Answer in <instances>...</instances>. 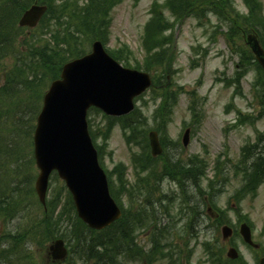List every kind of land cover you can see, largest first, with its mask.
I'll list each match as a JSON object with an SVG mask.
<instances>
[{
    "label": "rangeland",
    "instance_id": "rangeland-1",
    "mask_svg": "<svg viewBox=\"0 0 264 264\" xmlns=\"http://www.w3.org/2000/svg\"><path fill=\"white\" fill-rule=\"evenodd\" d=\"M79 1L82 5L86 2L85 0ZM153 1L154 0H140L135 3L133 0H122L121 3L114 6L110 12L112 22L110 23V38L108 46L113 47L118 46L120 43H127L138 57H141V54L139 53L141 34L143 33V24L150 16V8L162 12L161 19H164L166 25L178 24L175 28V33L172 35V41L165 44V50L168 53L171 51V55L173 54L174 57L177 56L174 64L176 72L172 74L170 78L176 83L183 85L184 90L182 92H180L179 89L175 90L177 103L174 106L170 105V108L167 110L170 119L162 125V129L169 138L178 141L182 148L181 138L184 131V123H192V126H190L191 132L187 146L183 147V152L181 153L179 152L181 150L180 147L176 146L174 150H177L174 151V153L176 155H182L183 159H187L194 154L199 155V157L204 156V160L209 159L211 161V163L209 162V176L214 172L212 170L213 160L220 156L219 174L222 176L227 175L228 180L223 185V190L216 196L215 202L218 207L226 208L228 217H230L234 224L237 220L236 210L243 215H247L253 225L252 231L254 240L264 245V182L259 185L256 197H250L249 194L241 200L237 206L236 203L230 199V196L235 191L236 187L240 185L241 177L243 175L242 172L235 175V164L242 160V148L245 145H249L247 144V141H256L257 137L255 136L257 132H261L262 138L260 143H254L255 147L251 149L249 155L254 154L257 151L260 154H264V98L261 100L257 94L258 90L261 91L264 89L262 76H260L253 63L244 62V56L240 58L238 46H235V49L228 50L229 48L223 37V34H226L223 31L224 28L220 27L216 32L217 27H213L218 21L214 14L211 15V19L203 18V22H201L197 17H200L199 15L203 14L202 7L190 4L187 0H176L175 5L177 6V9L184 8L182 10H171L162 3L164 0H158L159 4L156 3L155 5H152ZM240 1L241 0H235V3L238 8L243 9ZM25 2L26 0H21L20 3L15 1L17 6H20L21 8H27ZM261 2L264 11V0H261ZM178 13H181L182 16L179 20L175 21V17L179 15ZM244 23L245 25H250L248 20H245ZM35 31H38V29H35ZM82 34L83 32L77 36L79 38L78 41L86 43L88 35L84 37ZM34 36H39L38 32L33 34L32 31L29 32V29H24L19 36L21 42L20 51L17 52V50H15V52H10V56H7L0 62V91L3 93H0L1 144L3 145L4 143V145H6L11 136L7 138L5 137L14 133L17 135L15 136V144L18 142L15 146L18 147L24 135L25 144L30 146L28 154L31 158V162L29 161L25 167L20 169L22 175L21 179L13 174L10 176L12 179L16 180L12 183L11 187L16 185V183L21 185L19 190H22L23 194L18 198L26 199L27 196L30 199V202L27 207L21 203L20 208L15 211L13 216L4 215L0 212V242H2L3 245V247H0V264H31L34 260L35 262L37 261L38 264H58L51 259L48 253L49 243L44 247L40 246L37 247V249H34L35 245L30 241L29 248L25 249L22 246L19 252L10 256V260L6 259L7 255L12 251L11 246L15 242L13 237H17L20 234L22 235L27 228L32 229L31 220H21L24 210L29 209V218L31 219L32 216L43 215L42 213L45 211L43 205L38 201L34 189V180L38 173V169L35 166L34 160H32L33 157H31V132L30 135L28 132V130H32L33 125V115L28 113V109L34 111V103L37 101V98H39L40 101L42 94L38 97L36 92H38L41 87L36 91H33L28 86L22 84L23 77L21 81L17 80V74H22V66H25L26 60H28V51H26L27 45L22 44V40L24 39L25 41L31 42V38ZM45 38L48 39L49 36L46 35ZM155 39L157 41L161 40L160 33L155 36ZM237 42L246 54L248 47L244 42L243 36L241 38L238 37ZM51 44L53 43L51 42ZM75 46L76 42L74 40L71 42L73 53L75 52ZM84 48L89 51L90 45H85ZM193 48L197 50V56L203 57H200V63H197L194 67L191 66V59H195L193 62L196 63V58L192 56L194 55V52H191V49ZM205 49H207V52L204 53ZM240 61L239 70L245 72L244 75L241 76L240 81L244 96L237 95L232 99L233 87H227L224 85V82H218L216 79L218 80V78L221 79L223 77L225 79H231L232 77H236L234 75L236 71V68L234 70V66L235 64L238 65ZM13 79L16 82H19L22 86L19 95L14 99L8 98L9 93L2 90L6 85V82L8 83ZM165 84H167V80L162 79L159 86ZM46 87L42 88L40 93H43ZM186 90L192 91L196 97L198 110L195 117H193L192 111L189 108L188 100L190 99V94L185 93ZM159 93L165 94V90L159 89ZM15 96L16 95H13V97ZM144 98V101L142 99L137 100V105L140 109V116L135 119H140L139 124L144 127L141 129V134L144 129L147 128L149 130L158 125V122L153 119V114L156 113V109L161 102H153L151 99V93L149 94V92L146 93ZM168 100L169 102H173L172 98ZM231 100L236 108L239 107L242 111L249 113L255 122L254 126L250 125L247 121V123L242 126H236L237 128H229L232 120L236 117V109L233 107H227ZM37 105L38 103H36V107ZM13 107L25 108L24 115H21L22 113L19 114L20 128L12 123L14 118L7 114ZM88 118L93 120L95 125L94 129L102 123H105L101 113H95L92 110H89ZM26 126L28 130L26 129ZM124 139L121 128L118 125L113 127L109 134V139L107 140L103 156L104 165L108 169H111L115 163L118 164L119 161L130 164L131 146H129ZM134 140H136V138H134ZM99 143H102L100 139ZM3 152L4 156L0 158V164H2L3 158L9 157L10 154L13 156V150H10L7 146L3 147ZM243 156H246V154ZM254 157L252 159H254ZM199 159L198 162L201 163L202 161L200 162ZM243 167L244 165L241 166V169H243ZM127 174H129L128 178L130 181L133 180L134 173L131 167L127 170ZM23 178L26 179V183ZM62 185L63 183L60 179L59 181L51 179L47 192V199L51 197L53 193L58 192ZM177 189L178 185L169 181V178L161 183V191L165 194H170L172 191H179V189ZM31 195L33 198H31ZM131 195L135 197L137 193H132ZM6 199L8 200V198ZM122 200L125 203L129 202L128 193L122 197ZM173 200L172 205L167 204L171 216L165 212H160L159 219L162 224L165 226L167 225V229L170 230L171 234L175 233L179 235L175 237V246L181 250L179 260L187 262V264H211L208 260L207 253L203 248V242L210 239H218V244H220V247L224 248V256H226V250L230 243H234L240 250L242 257L249 264L255 263V257L259 256V253L261 252L259 249L260 247L256 250L248 248L238 235L224 239L221 234L222 224L219 225L216 220V215L214 213L216 211L213 212L207 210L206 204L204 207L202 205H199L198 207L193 196H191V205L197 206L198 214L193 220L191 233L189 235L184 228V223L187 220V206L184 207L183 204H181L179 196H174ZM214 209L217 210V208ZM182 212L184 214L180 215ZM11 235H13V237H11ZM137 236L138 245H142L148 250V241L153 237L152 233L149 234L146 230L139 229L137 230ZM10 240L12 241V244ZM186 242L187 246H185ZM31 249L34 250L30 251ZM29 251V258L18 259L19 254L24 255ZM177 255L178 251L173 256V262H170L172 258L170 261L169 258H159L153 264H172L177 261ZM78 264L83 263L78 261ZM118 264H135V262L125 260L120 256L118 258ZM225 264L236 263L231 262Z\"/></svg>",
    "mask_w": 264,
    "mask_h": 264
},
{
    "label": "trees",
    "instance_id": "trees-1",
    "mask_svg": "<svg viewBox=\"0 0 264 264\" xmlns=\"http://www.w3.org/2000/svg\"><path fill=\"white\" fill-rule=\"evenodd\" d=\"M15 1L19 2L21 0H0V60H2L9 51H20V40L19 36L22 32V28L17 26V18L19 14L22 12L20 6H17ZM49 3V10L47 13V17H45L41 23L39 36H34L30 41L22 40V44L27 45L28 60H26L25 66H22V75L23 82L25 86H28L31 90L36 91L39 87L44 88L47 83L57 77L60 72L61 64L71 56L75 54L62 53L60 48L57 45L56 38L53 36L55 40V44H50L49 40L44 39L45 33L52 32L51 34L60 36V28L65 25L64 30L69 31L65 37H70L73 33L71 30H80L88 35V40L93 37L105 39V30L100 25V16H98L97 20L99 21L98 26L92 23V25H82V22L72 21L69 19V15L64 16V11L68 3L62 2L56 4L54 0H44ZM190 4H194L195 6H199L203 8L205 4V0H187ZM173 4V1L170 2ZM212 10H220L221 8H226L224 2L221 6H214L212 3L208 2ZM28 2H25L27 5ZM111 4V3H110ZM21 5V4H20ZM23 6V5H22ZM69 14L70 15H80V16H88L100 13H105L109 8L108 5H103L101 2L92 3V6L88 7L86 10L92 8L86 14L81 15V10L78 11L76 6L70 4ZM182 10L184 8H178ZM235 21L232 25L228 26V30L225 34V39L227 40L229 46L232 49H235V46H238V52H240V58L244 56V62L253 63L258 70L260 76H262V80L264 81V74L261 67L258 65L256 61H254V57L251 52L247 49V53L245 54L243 50L240 48L238 44V37H242L243 33L249 32L251 30L258 31L261 42L264 46V20L260 14H256L254 10H252L249 16L243 17L237 15L233 16ZM69 19V20H68ZM248 20L250 25H245L244 21ZM85 26V27H84ZM68 27V28H67ZM80 27V28H79ZM90 30L87 32L86 30ZM151 27L147 28V35L149 34L151 37V43H153V38L156 36V32ZM94 31V34L91 33ZM74 34V33H73ZM93 36V37H92ZM29 44V45H28ZM155 43L151 44L150 49L155 48ZM240 48V49H239ZM84 52V50H81ZM159 53V52H158ZM152 54V57L155 58L157 62L162 60V57L158 54ZM80 54V53H79ZM241 61L238 63L236 71L234 75L236 77L226 78L224 79V83L226 86L234 85V94L242 92V88L240 87V78L244 75L245 72H241L239 70ZM20 65V64H19ZM18 65V66H19ZM17 66V67H18ZM16 67V69H17ZM247 72V71H246ZM26 75V78H25ZM259 76V77H260ZM22 80V78H21ZM20 80V81H21ZM11 83L6 82V85L2 89L4 92L10 90ZM22 87L18 88V93ZM255 88V87H253ZM40 89V90H41ZM40 90L37 93V96L40 97L42 92ZM258 97L261 100L264 98V89L261 91H257ZM19 95V94H18ZM257 97V96H256ZM164 100L161 103L158 112L154 114L155 118H158L161 122V126L165 121L169 119V114L167 110L170 108L171 102L168 99H174V93L166 90L165 96H163ZM136 114L128 118V121H131L132 118L137 117L139 115L138 111H134ZM30 113V112H28ZM116 118L114 117H106V123L104 125H99L96 129H92V123L90 124V132L94 140L97 138L103 139V146L98 147L101 149L106 145V139L108 138L111 127L115 124ZM121 125L126 127L127 118H120ZM134 138L137 140H145L146 137L135 130ZM138 136V137H137ZM14 138H10L8 140V145H4L3 147H14L18 144H15ZM136 140V141H137ZM14 149V148H12ZM0 157L4 156L3 148H0ZM14 155V150H13ZM151 158L149 152L144 149L142 153L134 155L133 164L135 169H137V173L148 171L147 174L142 177H136V186L135 188H140L141 186H145V194L148 196H155V192L158 190V182L155 183L156 186L151 185L150 180L153 178L154 181L162 178V173H158L157 164L152 163V168H147L145 161ZM12 159V155L9 157L3 158L2 166L5 169H8L9 160ZM176 156L173 159H170L168 156L164 161V168L172 167L176 169L177 173H173L172 176L175 178L174 180L180 185V187H186V184L190 183L197 191V193L201 196L200 198L203 200V203L206 201L205 194L208 197V202L213 206H217L214 198L216 197L215 191H219L216 184V179H208L207 187L202 186V177L206 176L205 165L198 162L196 156H190L185 159V161L181 160ZM30 160V159H29ZM29 160H27V155L25 152L17 155L14 161H10L11 165H14L16 170H14L15 176H21V168L25 167ZM7 161V162H6ZM244 162V160H243ZM2 166L0 164V212L4 215L13 216L15 211L20 208L21 203H23L26 207L29 205L30 199L26 196V199L18 198L22 196L23 192L20 191V186L18 183L12 186V183L16 180L12 179L7 171L2 170ZM140 170V171H139ZM243 172H245V183L235 191L232 196L236 202L242 198L246 193L252 192L255 193V189L257 184L264 177V157L262 155H258L256 161L250 164L247 167H244ZM124 171L125 166L122 163H119L114 166L113 172H110L109 182L111 187L112 194L116 197L117 201L121 199V196L125 190V180H124ZM116 174L117 179L120 182L116 185L113 181L112 175ZM19 180V179H17ZM26 183V180H24ZM140 182V183H139ZM204 190V192L202 191ZM27 194V192H26ZM138 194V193H137ZM8 198V200L6 199ZM31 198L33 196L31 195ZM118 201V202H119ZM150 205H154L152 202ZM60 206V208H58ZM122 206V205H121ZM12 209H11V208ZM154 209V208H153ZM145 209L144 220L145 225L150 221L153 223L152 217L154 216V211ZM24 210V209H23ZM131 208H127L123 210V217L112 225L106 227L102 230H94L89 228L76 214L71 196L62 186L60 190L56 193H53L51 197L47 200V210H45L41 216H32V219L29 218V209L24 210L22 214L21 220H31L32 229L27 228L24 233L18 235L17 237H13L15 239L14 244L11 246V252L7 255L6 259L10 260V256L14 253L19 252L21 247L23 246L25 249L29 248V241L35 245L34 249L37 247H44L47 243L51 242L53 239L57 237H63L67 245L69 246V256L65 260V264H78V261H81L83 264H113L118 263L117 256L119 254L125 253L126 251L129 255H132L133 249H139V247L133 242L132 231V216L130 215ZM221 217H224V210H217ZM125 212H127L125 214ZM239 218H242L240 213L238 214ZM128 216V223L125 221ZM135 220L138 219V216L135 215ZM136 224V221H135ZM127 226V227H126ZM129 227V228H128ZM11 241V240H10ZM12 244V241H11ZM160 242H156L154 244L155 248L158 249ZM46 248V247H45ZM44 248V249H45ZM31 249L30 251H33ZM30 251L25 253L24 255H18V259H24L30 257ZM153 252V249H152ZM215 257V254L212 255ZM131 257V256H130ZM212 257V258H213ZM221 259V257L219 258ZM8 261V260H7ZM115 261V262H113ZM151 261V260H150ZM149 261V264H150ZM31 264H38L35 260Z\"/></svg>",
    "mask_w": 264,
    "mask_h": 264
},
{
    "label": "water",
    "instance_id": "water-1",
    "mask_svg": "<svg viewBox=\"0 0 264 264\" xmlns=\"http://www.w3.org/2000/svg\"><path fill=\"white\" fill-rule=\"evenodd\" d=\"M44 11V6L32 5L20 17L19 25L35 26ZM247 38L264 69L263 48L255 36ZM147 81V74L120 67L104 52L99 41L92 44L91 53L64 64L61 78L52 81L43 97L33 137L39 168L35 190L41 203H45L50 172L56 169L72 193L78 216L90 227L103 228L120 216L88 133L86 113L91 105L112 115L129 112L133 108L132 99L144 90ZM150 142L152 153H160L156 132L150 133ZM223 232L227 236L231 229L224 227ZM240 232L246 242L254 244L245 223ZM49 250L53 259H62L67 254L62 239L53 241ZM229 255L236 257V250L232 248ZM259 264H264V256Z\"/></svg>",
    "mask_w": 264,
    "mask_h": 264
}]
</instances>
